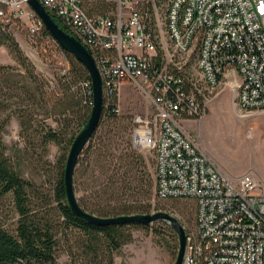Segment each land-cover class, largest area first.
Returning a JSON list of instances; mask_svg holds the SVG:
<instances>
[{
    "label": "built area",
    "instance_id": "2783aa9c",
    "mask_svg": "<svg viewBox=\"0 0 264 264\" xmlns=\"http://www.w3.org/2000/svg\"><path fill=\"white\" fill-rule=\"evenodd\" d=\"M39 2L94 58L103 99L117 97L125 83L150 97L154 112L134 117L132 144L154 151L158 198L194 203L183 264H264V193L257 191L258 181L250 173H224L181 124L205 112V92L226 83L235 88L241 111H264V0H168L159 35L148 27L143 0ZM25 4L0 0V18L22 17ZM42 27L36 17L30 35ZM163 35L165 53L158 49ZM194 44L198 80L181 64ZM82 87L92 105L91 81Z\"/></svg>",
    "mask_w": 264,
    "mask_h": 264
},
{
    "label": "trees",
    "instance_id": "16d2710c",
    "mask_svg": "<svg viewBox=\"0 0 264 264\" xmlns=\"http://www.w3.org/2000/svg\"><path fill=\"white\" fill-rule=\"evenodd\" d=\"M50 15L71 34L67 26ZM41 30L51 37L44 27ZM0 45H5L16 61L14 65L0 64V206L8 199L15 215L7 223L0 211V264H58L57 250L61 243L71 262L81 259L82 264H113L114 255L131 239L130 227L148 228L149 224H98L74 214L65 195L66 159L59 176L48 186L25 178L20 166L23 159H42L46 163L44 157L50 142L70 148L92 106L82 87L83 82L90 81L87 70L57 45L69 65L60 68L55 87L48 90L49 81L35 69L8 30V23L1 18ZM12 116L18 120L24 143L14 157L2 140ZM126 119L128 116L117 113L116 97L108 102L104 98L98 125L78 157L79 167L74 170L79 205L100 217L151 211L145 200L153 196L156 182L145 157L124 138L123 131L130 129ZM47 120L57 122V126L52 127ZM159 222L166 224L167 232L174 236L166 222ZM163 230L155 228L156 241L175 251L176 244H171Z\"/></svg>",
    "mask_w": 264,
    "mask_h": 264
},
{
    "label": "rangeland",
    "instance_id": "374dc122",
    "mask_svg": "<svg viewBox=\"0 0 264 264\" xmlns=\"http://www.w3.org/2000/svg\"><path fill=\"white\" fill-rule=\"evenodd\" d=\"M168 0H143L142 11L147 13L151 28L158 35L164 34V16ZM146 16V15H144ZM37 15L27 4L23 5L22 17L5 21L8 30L14 35L27 58L35 69L49 81L51 88L55 87V77L62 66L69 65V60L58 48L56 41L40 30L36 35L29 33L30 26L36 21ZM166 36L159 39L158 49L164 53L169 50ZM197 44L181 60L182 71L195 79L200 78L195 65ZM0 64H16V61L5 45H0ZM205 112L181 120L185 131L197 142L218 165L228 172L229 176L239 177L243 173L252 174L258 181L257 191L264 193V120H252V117L263 116L264 111L246 113L241 111L236 102V91L231 83L221 84L211 92H205ZM117 113L128 116L129 131H123L125 139L132 144V130L135 127L133 119L136 115L150 116L154 107L150 97L134 84H123L116 97ZM52 127L57 122L47 120ZM125 124V123H124ZM2 140L8 146L10 156L23 148L22 137L19 134V123L15 116L8 121ZM133 146V144H132ZM149 164L155 181V155L151 148L134 147ZM249 148V149H248ZM69 148L50 142L48 145L46 163L42 159H23L20 166L25 178L37 184L48 186L59 176ZM35 158V157H34ZM79 167V163L76 168ZM80 174V170L78 171ZM77 196L80 195L76 192ZM149 204L150 213L165 210L175 215L188 230L194 225L195 209L189 199L163 200L154 194L145 200ZM11 202L6 199L0 206L2 216L11 223L15 215L11 211ZM163 222V221H162ZM155 228H162L171 244H176L175 251H170L163 243H158ZM171 228V227H170ZM166 224L159 221L149 224L148 228L130 227L131 239L126 242L113 257V264H173L178 240L167 232ZM58 264H82L81 259L71 262L63 243L57 250Z\"/></svg>",
    "mask_w": 264,
    "mask_h": 264
},
{
    "label": "water",
    "instance_id": "95a60500",
    "mask_svg": "<svg viewBox=\"0 0 264 264\" xmlns=\"http://www.w3.org/2000/svg\"><path fill=\"white\" fill-rule=\"evenodd\" d=\"M28 6L34 11L37 17L41 20L43 27L56 41V43L70 53L75 59L80 61L88 72L92 88V106L89 117L73 139L64 166V186L67 202L77 216L93 223L108 224V223H141L151 224L157 221L166 222L178 240V249L173 264H183L187 235L186 230L179 219L172 213L165 210H158L151 213H137L128 215H119L114 217H100L85 211L78 203L73 174L77 164L78 157L83 148L91 138L95 128L98 125L102 108H103V89L101 76L98 71L96 62L85 45H83L73 34L62 29L52 18L50 13L39 2V0H26Z\"/></svg>",
    "mask_w": 264,
    "mask_h": 264
},
{
    "label": "crops",
    "instance_id": "0c3cea01",
    "mask_svg": "<svg viewBox=\"0 0 264 264\" xmlns=\"http://www.w3.org/2000/svg\"><path fill=\"white\" fill-rule=\"evenodd\" d=\"M252 120H264V114H263V116H260V114L258 115V116H254V117H252ZM217 163V162H216ZM217 165H218V163H217ZM219 166V165H218ZM220 167V166H219ZM220 169L224 172V173H226L227 175H229L228 174V172L227 171H225L224 169H222L221 167H220ZM235 176H232V178H234Z\"/></svg>",
    "mask_w": 264,
    "mask_h": 264
},
{
    "label": "bare ground",
    "instance_id": "6f19581e",
    "mask_svg": "<svg viewBox=\"0 0 264 264\" xmlns=\"http://www.w3.org/2000/svg\"><path fill=\"white\" fill-rule=\"evenodd\" d=\"M249 149V148H248Z\"/></svg>",
    "mask_w": 264,
    "mask_h": 264
}]
</instances>
